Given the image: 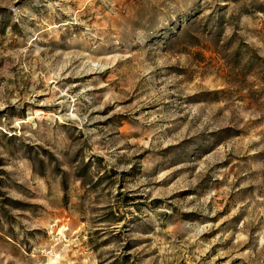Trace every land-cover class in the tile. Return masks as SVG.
<instances>
[{
  "label": "rangeland",
  "instance_id": "obj_1",
  "mask_svg": "<svg viewBox=\"0 0 264 264\" xmlns=\"http://www.w3.org/2000/svg\"><path fill=\"white\" fill-rule=\"evenodd\" d=\"M0 264H264V0H0Z\"/></svg>",
  "mask_w": 264,
  "mask_h": 264
}]
</instances>
